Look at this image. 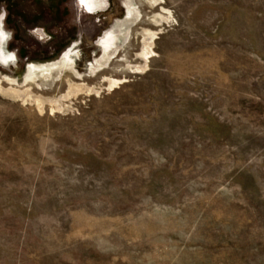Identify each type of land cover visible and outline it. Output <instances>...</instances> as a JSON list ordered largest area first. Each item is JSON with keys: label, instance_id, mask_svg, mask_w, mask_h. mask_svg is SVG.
I'll return each instance as SVG.
<instances>
[{"label": "rangeland", "instance_id": "1", "mask_svg": "<svg viewBox=\"0 0 264 264\" xmlns=\"http://www.w3.org/2000/svg\"><path fill=\"white\" fill-rule=\"evenodd\" d=\"M0 17V264H264V0Z\"/></svg>", "mask_w": 264, "mask_h": 264}, {"label": "bare ground", "instance_id": "2", "mask_svg": "<svg viewBox=\"0 0 264 264\" xmlns=\"http://www.w3.org/2000/svg\"><path fill=\"white\" fill-rule=\"evenodd\" d=\"M84 2H85V0H84ZM89 4H92L91 6H92V8L93 7H97V8H95V10L96 9H102V8H104V4L101 2V1H99V0H97L96 2H95V0H91V2L89 3ZM90 6V7H91ZM0 26H1V19H0ZM2 35H4L3 34V32L1 31L0 32ZM114 34V33H113ZM108 38H110V37H108ZM124 40L125 39H123L122 40V43L121 44H123V42H124ZM3 41V39L1 38V36H0V44H1V42ZM114 44H118V42L115 40L114 41ZM147 44H148V41H147ZM11 59L9 58V56L6 54V53H4V52H2V50L0 49V63H2V64H7V62L8 61H10ZM60 62H58V64H59ZM56 65L55 64H48L47 65V67H49V68H53V67H55ZM42 67L43 66H39L38 67V69H42ZM33 76H35V73H34V68L33 67H30L29 68V71H28V73H27V75H26V79H28V78H32ZM74 87H75V89H77L78 91H84V90H92L93 88H89L88 89V87L86 86V85H84V84H80V85H78V84H75L74 85ZM0 91H2V92H4V93H7V94H12V95H15V96H21V97H23V96H25V97H27V96H29V94L30 93H28V92H25V90H20V89H15V88H5V87H3L2 86V84L0 83ZM32 99H35V101L37 102V104L39 105V107L40 108H43V105L44 104H46V101H44V100H41L42 98H39V97H37V96H35V95H32ZM49 102H54V100L52 99V100H50Z\"/></svg>", "mask_w": 264, "mask_h": 264}, {"label": "flooded vegetation", "instance_id": "3", "mask_svg": "<svg viewBox=\"0 0 264 264\" xmlns=\"http://www.w3.org/2000/svg\"><path fill=\"white\" fill-rule=\"evenodd\" d=\"M97 0H95V2H96ZM99 1H101L105 6H104V8H102V9H96L95 10V8H97V7H93L92 8V4H89L90 2H91V0H85V2H84V0H78V3H79V5L82 7V9H83V11H85L86 13H88V14H95V13H98V12H102V11H106L107 9H108V7H109V0H99ZM91 6V7H90ZM88 9H91L92 10V12H90V11H88ZM0 19H1V22H2V17H0ZM3 32V34L5 35V32L3 31V30H1V28H0V32ZM4 35H2L1 33H0V36H1V38L3 39V37H4ZM107 35V34H106ZM105 35V36H106ZM103 37L101 36L100 38H99V40H98V43H99V41L102 39ZM105 38V37H104ZM75 49H76V47H72V48H70L67 52H66V54H70L69 56H71V58H73V60H74V57H75V55L73 56V54H74V52H75ZM9 57L10 56H12L13 54H9V53H6ZM76 54V53H75ZM65 55V54H64ZM63 55V56H64ZM31 65H41V64H31ZM30 65V66H31Z\"/></svg>", "mask_w": 264, "mask_h": 264}, {"label": "water", "instance_id": "4", "mask_svg": "<svg viewBox=\"0 0 264 264\" xmlns=\"http://www.w3.org/2000/svg\"><path fill=\"white\" fill-rule=\"evenodd\" d=\"M88 11L92 12V10H91V9H88Z\"/></svg>", "mask_w": 264, "mask_h": 264}]
</instances>
